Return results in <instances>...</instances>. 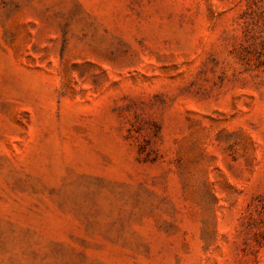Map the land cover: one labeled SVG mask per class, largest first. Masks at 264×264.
Here are the masks:
<instances>
[{"label": "rangeland", "instance_id": "374dc122", "mask_svg": "<svg viewBox=\"0 0 264 264\" xmlns=\"http://www.w3.org/2000/svg\"><path fill=\"white\" fill-rule=\"evenodd\" d=\"M0 264H264V0H0Z\"/></svg>", "mask_w": 264, "mask_h": 264}]
</instances>
